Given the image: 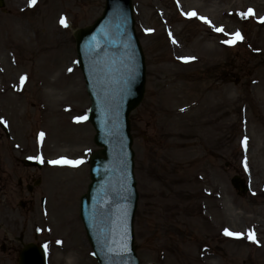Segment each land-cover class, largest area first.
<instances>
[{
  "label": "rangeland",
  "instance_id": "1",
  "mask_svg": "<svg viewBox=\"0 0 264 264\" xmlns=\"http://www.w3.org/2000/svg\"><path fill=\"white\" fill-rule=\"evenodd\" d=\"M23 2L4 0L0 10V236L6 226L24 244L36 236L48 264H97L78 218L96 148L88 122L75 119L89 100L72 32L91 24L104 0ZM132 5L146 63L145 97L130 116L139 264H264V0ZM236 31L243 39L223 43ZM35 157L40 170L20 163ZM61 158L83 163H49ZM234 174L249 193L231 187Z\"/></svg>",
  "mask_w": 264,
  "mask_h": 264
},
{
  "label": "water",
  "instance_id": "2",
  "mask_svg": "<svg viewBox=\"0 0 264 264\" xmlns=\"http://www.w3.org/2000/svg\"><path fill=\"white\" fill-rule=\"evenodd\" d=\"M74 38L91 101L88 120L95 130L93 141L102 148L90 157L91 183L80 199V219L98 264H138L133 249L137 194L128 115L143 97L144 64L130 0H106L102 16L93 26L77 30ZM232 184L245 191L237 178ZM125 237L128 251L117 255ZM19 264L46 263L41 250L27 245Z\"/></svg>",
  "mask_w": 264,
  "mask_h": 264
},
{
  "label": "snow or ice",
  "instance_id": "3",
  "mask_svg": "<svg viewBox=\"0 0 264 264\" xmlns=\"http://www.w3.org/2000/svg\"><path fill=\"white\" fill-rule=\"evenodd\" d=\"M35 3H36V0H29V6L35 5ZM252 14H253L252 9H248V11L246 13H241L242 16H248V15H252ZM186 15L189 17L197 16V14L195 12H189V13H186ZM198 19H200L201 21H203L205 23H209V24L211 23L206 17H203V16H199ZM261 20L264 21V17H262ZM60 22L62 25L67 26L66 22L63 18H61ZM214 30L217 32H222L223 28L219 27V28H215ZM148 31H151V29H149ZM228 35H230L231 38L223 41V43H225V44L232 45V44H235L237 41L243 39V37L239 31H236L235 33L228 34ZM181 59L187 61V60H190L192 58L191 57H183ZM69 71H71V69H69ZM23 80H24V77H21V82H23ZM86 118H87L86 116H79V117H76L75 119L77 121H82V120H85ZM0 122H2V120H0ZM246 140H247V138L245 137L244 140L242 141V144L246 145ZM35 158L40 159V157H35ZM49 163H53V164L63 163V164H71V165L75 166V165H78L80 163H83V161L82 160L72 161V160H67L66 158H61L59 160L49 161ZM224 233H225V235L234 236V237H240L241 235H243L242 233L231 232L228 229H225ZM248 238L250 240H254L255 239L254 234L249 232ZM58 243H59V241H58ZM109 251H112L111 247H109ZM127 251H128V248H127L126 237H125V242L121 245L120 251L117 253V255H120L122 253H126Z\"/></svg>",
  "mask_w": 264,
  "mask_h": 264
},
{
  "label": "flooded vegetation",
  "instance_id": "4",
  "mask_svg": "<svg viewBox=\"0 0 264 264\" xmlns=\"http://www.w3.org/2000/svg\"><path fill=\"white\" fill-rule=\"evenodd\" d=\"M17 251L18 248L14 243L9 242L7 234H2L0 236V256H2L0 259L3 260L4 258L5 262L13 260Z\"/></svg>",
  "mask_w": 264,
  "mask_h": 264
},
{
  "label": "bare ground",
  "instance_id": "5",
  "mask_svg": "<svg viewBox=\"0 0 264 264\" xmlns=\"http://www.w3.org/2000/svg\"><path fill=\"white\" fill-rule=\"evenodd\" d=\"M20 4L19 5H21L22 4V2H23V0H20ZM23 5H24V2H23ZM23 5H21V6H23ZM13 41V39H11V42ZM3 48H5V42L4 41H1L0 42V53L1 52H3ZM70 66H73V64H70ZM56 88V87H55ZM56 89H58V88H56ZM48 99H49V97H48ZM50 100H51V103L52 104H54V102H55V100H54V98H50ZM53 141L54 142H57L58 140L57 139H53ZM204 258V257H203Z\"/></svg>",
  "mask_w": 264,
  "mask_h": 264
}]
</instances>
